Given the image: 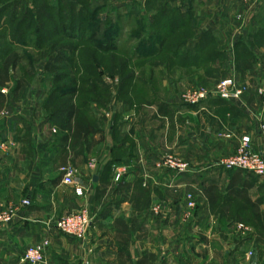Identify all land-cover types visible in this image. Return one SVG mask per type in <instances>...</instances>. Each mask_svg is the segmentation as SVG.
I'll use <instances>...</instances> for the list:
<instances>
[{
  "label": "crops",
  "instance_id": "0c3cea01",
  "mask_svg": "<svg viewBox=\"0 0 264 264\" xmlns=\"http://www.w3.org/2000/svg\"><path fill=\"white\" fill-rule=\"evenodd\" d=\"M258 1L251 7L243 0H213L201 7L189 3L190 8L186 1L180 8L182 14L190 10L195 33L191 45L210 31L209 41L225 46L218 51L223 58L216 63L224 59L227 65L220 69L217 64L220 71L215 75L223 70L237 85L248 87L239 101L212 99L189 108L171 97L162 102L166 114L161 117L154 103L113 99L100 108L90 104L82 121L66 122L61 112L55 114L48 91L41 93V87L33 85L0 107V208L17 209L13 222L0 226V264H17L27 248L43 241L49 243L45 264H119L121 247L114 228L119 220L128 226L137 220L145 231L144 236L132 233L126 264H137L145 257L147 264H264V256L249 259L264 239L257 241L251 226L211 213L202 195L211 183L225 195L234 171L196 169L236 155L242 137L250 138L255 152L264 150L260 128L264 97L257 94L264 84V42L255 38L264 29V0ZM240 8L250 14L242 27L233 20ZM207 14L218 17L201 21ZM243 55L255 63L238 72L235 61ZM8 92L1 90L5 96ZM78 123L83 130H78ZM89 126L94 132L88 133ZM171 152L194 168L177 178L157 169L161 158ZM64 166L71 167L75 182L86 188L81 197L76 185L62 182ZM137 183L151 192L148 215L132 209L130 199ZM250 183L248 196L253 202L262 201L259 210L264 214V179L253 176ZM190 193L197 200L194 203L191 197L193 209L188 208ZM24 201L29 206H23ZM155 208H159L157 215ZM80 210H86L91 220L85 238L60 234L56 222Z\"/></svg>",
  "mask_w": 264,
  "mask_h": 264
},
{
  "label": "rangeland",
  "instance_id": "374dc122",
  "mask_svg": "<svg viewBox=\"0 0 264 264\" xmlns=\"http://www.w3.org/2000/svg\"><path fill=\"white\" fill-rule=\"evenodd\" d=\"M186 1L190 8L189 3H193L192 7H201L200 5H208V2L213 0H199L198 4H195L194 0H37L35 3L33 0H16V2L12 0L11 4L13 5L0 13V63L7 54L13 52L20 54L25 59L15 71L10 88H14L16 81L24 79L27 81V88L33 85L41 87L39 89L41 93L45 91L49 93L52 90L53 84L50 82L52 76L43 71L42 59L44 58L40 57L50 49V45L46 46V44L53 42L56 36L49 32L42 34L39 38L34 28L25 32L27 34L19 41L12 39V35L9 34L12 31L10 27L12 16L15 15L14 17L22 19L26 10L37 15L36 7L40 8L41 5L46 4L50 6L49 8L58 6L56 12L50 9L45 11V14L50 15L55 22L69 23L74 20L77 26L75 31L71 32L78 38L77 54L73 63L70 66L62 67L61 71L70 74V79L74 84L68 85L75 86L79 90L82 95L81 100H86L87 95L84 93L90 88L96 90V97L92 96L88 100H97L104 105H110L113 99L119 103L122 100L129 102L132 99L138 104L154 103L157 106L163 104L162 102L169 101L171 97L174 101L183 104L181 96L185 92L204 89L213 92L220 81L214 77L217 68L215 66L220 64L221 69L225 60H220L223 64L216 63L218 60L211 57L216 54L215 52L224 49L225 46L211 43L210 47L208 45L201 52H195L191 64L182 69L178 62L181 57L175 58L173 52L179 42L173 38L166 39L165 37V27L168 24L166 21L170 20L172 13H169L165 19L162 17L161 11L165 8L178 14ZM243 1H246L251 7L259 3L258 0ZM68 2L73 3L76 9L85 6L87 13L79 15L75 12L72 15ZM8 3L5 0H0V8ZM240 10L239 14L233 15V20L242 27L248 22L246 18L249 13L246 14L242 8ZM189 11L187 10V14H190ZM217 17L216 14H211V16L207 14L201 21L204 20L207 23L216 20ZM89 19L92 20L88 21ZM20 31L22 32V30ZM93 33H95V42L101 44L109 42V45L114 47L113 51L102 52L88 43L87 38ZM17 37L19 38V36ZM38 41L40 45H37ZM67 42L66 40L61 41L62 44ZM51 52L46 51V57ZM98 107L100 108V105ZM159 116L163 117L164 115L160 113ZM167 155L181 160L188 165L189 169L194 168L189 162L182 160L176 152ZM225 160L227 159L214 160L196 169L200 171L208 168V170L205 169V173L224 170L217 165ZM188 195L195 198L192 193ZM196 201L194 199V203ZM259 245L260 248L257 251L251 250L250 260L263 259L264 242Z\"/></svg>",
  "mask_w": 264,
  "mask_h": 264
},
{
  "label": "trees",
  "instance_id": "16d2710c",
  "mask_svg": "<svg viewBox=\"0 0 264 264\" xmlns=\"http://www.w3.org/2000/svg\"><path fill=\"white\" fill-rule=\"evenodd\" d=\"M36 1L37 0H33L34 3ZM5 2L9 3L0 8V13L6 11L8 8H10V6L13 5L11 4L12 0H5ZM14 2H16V0H14ZM68 4L69 10H71L72 15H74L75 12L79 15H81L82 13H87V10H85V6H81L80 9H76L75 6H73V3L68 2ZM49 7L50 6H47L46 4L41 5L40 8L36 7L37 15L26 10L22 19L14 17L15 15L12 16L10 21V27L12 28V31H10L11 33L9 32V34L12 35V39L19 41L27 34L25 32L29 31L30 28H34L35 33L39 38L42 36V34H46L49 32L51 33V35L56 36L53 42H49V44H46V46L50 45V49L46 51H52L51 54L46 57L45 51L40 57L41 59L42 57L44 58L42 59L44 64L43 71L46 74L52 76L50 82L53 84V87L49 92L48 101L51 104H55V114L61 112L66 122H68L71 118H82V121L86 117L85 111L90 104L96 103L98 106L100 105V107H102L104 104L97 102V100H88L89 98L91 99L92 96L93 98L94 96L96 97L95 89L90 88L89 90H87L84 95H87L88 98L86 97V100L83 101L81 100L82 95H80L81 93H79V90H77L75 86L70 87V85H68L70 83L74 84L73 80L70 79V74L62 72L61 69L62 67L70 66L77 54L78 38L71 34L72 31H75V28H77V26L75 25L74 20L69 23L62 21L55 22L50 15L47 16V14H45V11L47 12L50 9L51 11L56 12V10H58V6L52 8ZM169 13L172 14L170 15V20L166 21L168 22V24L165 27V37L166 39L173 38L176 42H179L177 46H175V51L173 52L175 58H178L179 56L181 57L178 62L179 64H181L180 67H183V65L186 66L191 64L192 60H194L195 55L193 50H195V48L199 49L201 52L208 45V47H210V44H213L214 41H209L210 31H207L197 36V44L191 45L190 39L195 37V33L190 27V15L182 14L181 11L176 14L171 12L170 10H166L165 8L161 11L162 17L165 19L169 16ZM91 20L92 19H89L88 21ZM20 30H22V32ZM95 33H97V31H95ZM95 33L87 38V42L92 44V46L99 51H113L114 47L110 46L109 42H106L105 44L95 42ZM17 36H19V38ZM255 38L257 39L256 41L258 43H263L264 29L259 30L256 33ZM62 40H66L68 42L62 44ZM44 43L45 41L43 42V44ZM37 45H40L39 41ZM215 53L216 54L214 56L211 55V58H213L214 60L218 57H222L221 54L219 55L218 51ZM24 59L25 58H23L20 54L13 52L7 54L1 61L0 107H3L6 101H9V99H12L13 101L17 100L22 92L27 88V81H25L24 79L16 81L14 88H10V84L15 76V71H17L19 64L24 61ZM225 62L224 64L223 62H220L224 65H222V68L227 65V61ZM252 63H255V60L252 62L245 55L239 56L235 61V69L238 72H243L244 70L249 69ZM219 71L220 70L216 69L214 73V77H216L217 80L227 78L226 73L223 70L221 71L220 75H215ZM3 88L8 89L9 92L7 96L1 93V90ZM133 101L134 100L132 99H130L129 102L122 100V102L124 103H132ZM157 108L158 114H166L165 104L157 105ZM77 128L79 131L83 130V126L81 125V123L77 124ZM87 131L88 133L90 131L94 132L91 126H89V129H87ZM233 171L234 175L232 176L231 181L226 189L225 195L221 193L220 188L214 183L205 186L202 191V195L205 198L211 213H217L221 218L226 217L229 219H235L239 223L251 226L256 234L257 241L261 242L264 239V214H262L259 210V206L261 205L262 201L257 200L253 202L248 196V192L252 188L250 180L251 178H253V175L240 170ZM130 202L132 205V209L136 213H145V215H148L151 205L150 190L147 187L142 186V183L135 184L133 186ZM114 228L116 230V240L121 247L119 253V264H126L129 260L126 254V249L130 242L132 233L138 232L141 236H144L145 231L143 226L139 224L137 220H134L131 226H128L123 221H116L114 224ZM147 260L148 257H145L142 261H138L137 264H147Z\"/></svg>",
  "mask_w": 264,
  "mask_h": 264
},
{
  "label": "built area",
  "instance_id": "2783aa9c",
  "mask_svg": "<svg viewBox=\"0 0 264 264\" xmlns=\"http://www.w3.org/2000/svg\"><path fill=\"white\" fill-rule=\"evenodd\" d=\"M247 88L246 85H237L232 78H225L218 82L213 92L205 89L197 90L185 92L181 97L183 104L190 107L199 106L212 99L231 103L239 101L246 93ZM257 94L264 97V84L258 88ZM260 128L264 132V126L261 125ZM217 167L226 171L240 170L264 179V150L262 153L255 152L252 149L250 138L242 137L236 155L222 161ZM156 168L168 172L175 178L188 174L190 171L187 164L171 155L163 156L157 163ZM60 171L63 176L62 182L69 186L76 185V194L81 197L86 188L82 184L75 182V171L68 166L62 167ZM187 199L188 208L193 209L194 205L191 197L188 196ZM22 205L29 206V202L24 201ZM16 213V208H0V226L11 224ZM153 213L157 215L159 208L153 209ZM90 224L91 220L88 212L86 210H80L74 214L60 218L56 222L55 228L60 234L66 237L82 240L88 233ZM48 245L49 243L47 241H43L41 246L27 248L17 264H45L44 250Z\"/></svg>",
  "mask_w": 264,
  "mask_h": 264
},
{
  "label": "water",
  "instance_id": "95a60500",
  "mask_svg": "<svg viewBox=\"0 0 264 264\" xmlns=\"http://www.w3.org/2000/svg\"><path fill=\"white\" fill-rule=\"evenodd\" d=\"M94 181H96V178H94Z\"/></svg>",
  "mask_w": 264,
  "mask_h": 264
}]
</instances>
